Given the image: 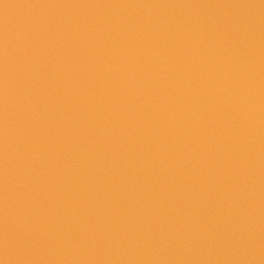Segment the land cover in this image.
<instances>
[{
    "label": "water",
    "instance_id": "1",
    "mask_svg": "<svg viewBox=\"0 0 264 264\" xmlns=\"http://www.w3.org/2000/svg\"><path fill=\"white\" fill-rule=\"evenodd\" d=\"M0 264H264V0H0Z\"/></svg>",
    "mask_w": 264,
    "mask_h": 264
}]
</instances>
